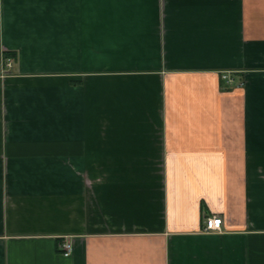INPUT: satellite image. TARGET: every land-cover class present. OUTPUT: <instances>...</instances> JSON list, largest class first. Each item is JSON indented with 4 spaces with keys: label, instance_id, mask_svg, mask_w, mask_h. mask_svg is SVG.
Masks as SVG:
<instances>
[{
    "label": "crops",
    "instance_id": "crops-1",
    "mask_svg": "<svg viewBox=\"0 0 264 264\" xmlns=\"http://www.w3.org/2000/svg\"><path fill=\"white\" fill-rule=\"evenodd\" d=\"M0 264H264V0H0Z\"/></svg>",
    "mask_w": 264,
    "mask_h": 264
},
{
    "label": "built area",
    "instance_id": "built-area-1",
    "mask_svg": "<svg viewBox=\"0 0 264 264\" xmlns=\"http://www.w3.org/2000/svg\"><path fill=\"white\" fill-rule=\"evenodd\" d=\"M7 67L11 68L10 62L7 63ZM224 79L227 82H230V81H228V79H226V77H224ZM205 224H206L205 229H204L205 232H208V233L220 232L222 230L223 220L219 217H209L206 219ZM60 248H61L62 253L65 257H69L72 254L73 249H72V244L70 241L65 240Z\"/></svg>",
    "mask_w": 264,
    "mask_h": 264
}]
</instances>
